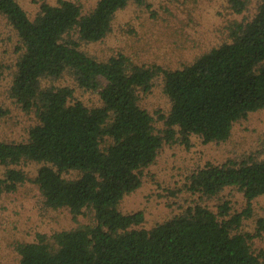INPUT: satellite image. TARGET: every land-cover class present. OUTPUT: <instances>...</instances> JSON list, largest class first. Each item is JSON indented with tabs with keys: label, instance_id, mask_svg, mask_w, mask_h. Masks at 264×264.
<instances>
[{
	"label": "trees",
	"instance_id": "trees-1",
	"mask_svg": "<svg viewBox=\"0 0 264 264\" xmlns=\"http://www.w3.org/2000/svg\"><path fill=\"white\" fill-rule=\"evenodd\" d=\"M142 1L96 0L83 12L76 0H42L31 18L17 0H0L20 40L9 94L36 117L23 140H0V164L12 165L0 176V193L28 180L17 164L40 163L34 181L45 205L68 208L73 217L90 208L95 220L18 242L16 264H264V250L253 247L264 219L255 231L242 227L251 201L264 195V159L207 162L189 176L188 188L207 198L238 188L248 203L240 211L227 201L215 209L196 203L139 228L141 210L118 209L164 144L189 146L192 135L225 141L234 123L264 108V0L251 19L235 22L230 41L180 67L131 64L120 52L99 60L80 47L103 39L117 11ZM228 1L236 12L245 7L244 0ZM66 74L76 87L96 91L100 104H86L68 84L42 85ZM158 75L170 102L161 129L137 93ZM5 112L0 108V117ZM71 171L76 177L63 175Z\"/></svg>",
	"mask_w": 264,
	"mask_h": 264
},
{
	"label": "rangeland",
	"instance_id": "rangeland-1",
	"mask_svg": "<svg viewBox=\"0 0 264 264\" xmlns=\"http://www.w3.org/2000/svg\"><path fill=\"white\" fill-rule=\"evenodd\" d=\"M32 18L42 0H17ZM56 3L57 0H45ZM83 12L89 11L96 0H76ZM245 7L236 12L228 0H143L130 2L112 19L111 29L96 42L81 43V48L99 60L124 53L131 64H159L176 68L191 62L200 53L230 41L235 22L249 20L256 13L260 0H244ZM18 35L5 15L0 13V108L7 112L0 117V140H23L28 128L36 123L33 112L15 104L9 87L18 58ZM70 85L75 96L88 105L100 104L96 91L75 86L66 74L61 78L42 80L43 86ZM139 103L154 117L158 129L164 127L160 114L168 113L170 102L163 91L162 75L156 76L150 89H137ZM231 136L221 142L203 143L195 135L189 146L178 140L164 144L155 158L142 169L141 184L124 195L118 204L121 212L141 210L144 220L135 226L150 228L158 222L183 212L189 205L200 203L215 209L227 201L231 210L248 206L243 193L236 187H226L217 196L207 198L188 188L190 174L207 162L221 163L226 159H264V108L251 112L234 123ZM40 163L22 161L15 167L22 169L28 180L9 193H0V264H16L20 241H33L37 234L50 236L61 229L94 223L93 211L85 208L73 217L68 208H50L34 181ZM0 164V176L6 168ZM65 177H76L71 171ZM251 216L243 220V228L250 232L257 228V220L264 219V195L251 201ZM255 249L264 250V232L253 239Z\"/></svg>",
	"mask_w": 264,
	"mask_h": 264
}]
</instances>
